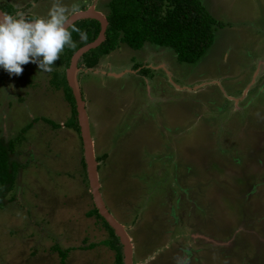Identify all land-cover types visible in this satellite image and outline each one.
I'll return each mask as SVG.
<instances>
[{"label":"rangeland","instance_id":"1","mask_svg":"<svg viewBox=\"0 0 264 264\" xmlns=\"http://www.w3.org/2000/svg\"><path fill=\"white\" fill-rule=\"evenodd\" d=\"M107 1L59 0L66 19L90 8L106 16ZM200 1L223 27L194 64L145 43L121 44L93 69L76 65L99 193L132 264H264V0ZM53 2L0 0V10L34 18ZM21 67L0 69V137L29 127L0 209V264H111L108 233L87 215L70 105L50 72Z\"/></svg>","mask_w":264,"mask_h":264},{"label":"trees","instance_id":"2","mask_svg":"<svg viewBox=\"0 0 264 264\" xmlns=\"http://www.w3.org/2000/svg\"><path fill=\"white\" fill-rule=\"evenodd\" d=\"M105 6L107 7L105 39L99 46L82 56L80 63L86 68H94L102 57L121 44L133 50H139L145 43L169 48L174 52L178 62L194 64L212 45L214 28L223 27L222 23L217 22L207 12L200 0H108ZM11 11L12 7L5 4L4 12L11 14ZM25 18L32 19L28 16ZM73 28L86 32L87 38L81 40L78 33L72 30ZM67 30L71 34L72 45L70 47L65 45L58 54V59L53 61L49 82L53 89H62L65 100L70 105V126L79 133L74 99L66 84L65 69L71 55L79 47L98 36L100 25L94 19H85L76 21ZM60 66L63 70H57ZM42 119L44 123L52 124L50 120ZM28 128L25 126L15 138L0 137V209L7 203V194L15 183L20 167V163L14 158L16 143ZM81 164L84 181L87 184L83 158H81ZM87 215L95 216L108 233V239L101 243L114 252L111 264H123L121 246L112 229L94 207ZM53 250L58 253L63 262L65 251L59 250L57 246H54Z\"/></svg>","mask_w":264,"mask_h":264},{"label":"clouds","instance_id":"3","mask_svg":"<svg viewBox=\"0 0 264 264\" xmlns=\"http://www.w3.org/2000/svg\"><path fill=\"white\" fill-rule=\"evenodd\" d=\"M67 12L68 8L59 0H54L46 16L32 19H26L21 11L0 12V69L9 75H19L22 65L34 63L40 71L50 72L64 46L72 45L66 26ZM72 30L81 40L87 38L86 32L79 28Z\"/></svg>","mask_w":264,"mask_h":264},{"label":"water","instance_id":"4","mask_svg":"<svg viewBox=\"0 0 264 264\" xmlns=\"http://www.w3.org/2000/svg\"><path fill=\"white\" fill-rule=\"evenodd\" d=\"M0 12H2L0 10ZM94 19L98 21L100 30L98 36L91 42L79 47L70 57L68 68L65 71V79L67 86L71 90V94L74 99L76 122L79 129L81 145H82V157L85 164V173L88 183L89 193L93 201V205L97 210V213L104 219L107 225L112 229L114 235L118 239V243L121 246L122 263L132 264V247L130 239L126 234L124 228L108 213L99 193L98 175H97V162L93 150V141L91 139L88 127V119L85 111V104L82 99V95L77 83V62L81 57L89 50L99 46L105 39V30L107 27V20L105 16L97 11L85 9L74 12V14L68 16L67 28L73 23L79 20Z\"/></svg>","mask_w":264,"mask_h":264}]
</instances>
